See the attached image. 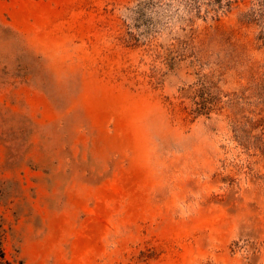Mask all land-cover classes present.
Here are the masks:
<instances>
[{
    "label": "rangeland",
    "instance_id": "obj_1",
    "mask_svg": "<svg viewBox=\"0 0 264 264\" xmlns=\"http://www.w3.org/2000/svg\"><path fill=\"white\" fill-rule=\"evenodd\" d=\"M12 264H264V0H0Z\"/></svg>",
    "mask_w": 264,
    "mask_h": 264
},
{
    "label": "trees",
    "instance_id": "obj_2",
    "mask_svg": "<svg viewBox=\"0 0 264 264\" xmlns=\"http://www.w3.org/2000/svg\"><path fill=\"white\" fill-rule=\"evenodd\" d=\"M5 229L2 216L0 215V264H12L5 257L4 249H3V239H4Z\"/></svg>",
    "mask_w": 264,
    "mask_h": 264
}]
</instances>
